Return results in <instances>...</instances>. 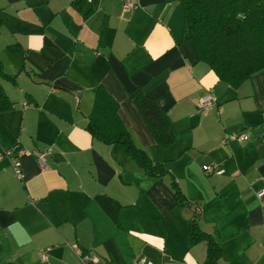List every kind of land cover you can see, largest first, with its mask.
<instances>
[{"label":"crops","instance_id":"crops-1","mask_svg":"<svg viewBox=\"0 0 264 264\" xmlns=\"http://www.w3.org/2000/svg\"><path fill=\"white\" fill-rule=\"evenodd\" d=\"M80 1L0 0V61L14 76L1 82L13 108L0 120L23 176L0 160V264H84L83 253L99 264H203L206 244H193L188 227L195 214L221 249L218 264H264V70L237 89L220 82L182 43L180 0L128 11L125 0ZM99 87L166 176L146 175L121 146L88 133ZM136 89L167 114L170 147L154 141L130 99ZM207 93L214 103L203 113ZM240 132L246 142L221 145ZM35 152L46 153L45 170ZM211 162L224 173L205 176Z\"/></svg>","mask_w":264,"mask_h":264},{"label":"trees","instance_id":"trees-1","mask_svg":"<svg viewBox=\"0 0 264 264\" xmlns=\"http://www.w3.org/2000/svg\"><path fill=\"white\" fill-rule=\"evenodd\" d=\"M86 2L81 0L80 3ZM183 11L182 43L193 44L198 59L220 82L237 89L244 82L264 70V0H180ZM14 81L6 75L0 61V114L13 108L4 93L1 82ZM130 99L144 120L154 141L162 148L174 143L167 114L156 101L140 90H134ZM86 130L93 139L105 145H119L148 176L164 177L168 173L161 164L154 163L137 148L118 115V104L99 87L94 96ZM0 141L9 146L13 156L20 149L0 120ZM171 188L181 207H188L178 185ZM193 244H206L203 264H218L221 249L213 237L199 228L198 215L188 222ZM85 254V253H83Z\"/></svg>","mask_w":264,"mask_h":264},{"label":"built area","instance_id":"built-area-1","mask_svg":"<svg viewBox=\"0 0 264 264\" xmlns=\"http://www.w3.org/2000/svg\"><path fill=\"white\" fill-rule=\"evenodd\" d=\"M92 1L93 0H86L87 3H91ZM137 3H138V0H125L123 8L125 11L134 9L136 8ZM213 103H214V100L212 96L207 93L200 99L199 109L203 113H207L212 108ZM248 138H249V134L247 132H240L237 134L227 135L223 137L221 141V145H227L229 143H243V142H246ZM34 154L37 157L39 168L41 170H45L47 168L46 163H45L46 153L35 152ZM18 157H19V153H17L16 156H13L10 150L0 153V160L3 158H7L10 161L13 174L15 178L18 180V182L21 184L23 176H22V169H21ZM201 169L208 176L210 175L220 176L224 173V170L220 167V165L215 162L205 164L201 167ZM256 197L260 203V207L264 209V187L260 188L256 192ZM32 203H34V201ZM48 251L49 249L40 251L39 253L40 261L42 262L45 261V258H46L45 254ZM80 259L84 264H88V263L99 264V260L95 256H90L87 254H80ZM142 263H144V261H142ZM144 264H148V263H144ZM163 264H179V263H176L174 261H166Z\"/></svg>","mask_w":264,"mask_h":264},{"label":"water","instance_id":"water-1","mask_svg":"<svg viewBox=\"0 0 264 264\" xmlns=\"http://www.w3.org/2000/svg\"><path fill=\"white\" fill-rule=\"evenodd\" d=\"M259 140H262V141H264V135H262L260 138H258ZM259 150H260V148H259ZM261 150H263V154H264V144H262L261 145ZM262 151H260V153H261Z\"/></svg>","mask_w":264,"mask_h":264},{"label":"rangeland","instance_id":"rangeland-1","mask_svg":"<svg viewBox=\"0 0 264 264\" xmlns=\"http://www.w3.org/2000/svg\"><path fill=\"white\" fill-rule=\"evenodd\" d=\"M203 173V172H202ZM204 174V173H203ZM205 176H207L206 174H204Z\"/></svg>","mask_w":264,"mask_h":264}]
</instances>
